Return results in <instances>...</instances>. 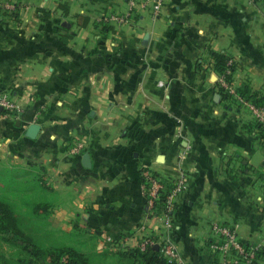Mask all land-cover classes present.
<instances>
[{
  "label": "crops",
  "instance_id": "0c3cea01",
  "mask_svg": "<svg viewBox=\"0 0 264 264\" xmlns=\"http://www.w3.org/2000/svg\"><path fill=\"white\" fill-rule=\"evenodd\" d=\"M128 8L129 0H22L15 15L0 14V93L21 106L0 109V170L42 174L53 200L40 227L91 264L138 262L153 254L137 250L141 237L164 236L147 213L144 165L175 176L182 163L189 174L176 196L173 264H211L215 221L264 241V127L251 99L221 95L211 54L233 59L238 91L248 85L264 97V0H163L158 16L97 19ZM33 122L41 128L30 137ZM76 141L82 154L70 151ZM24 250L6 264H29Z\"/></svg>",
  "mask_w": 264,
  "mask_h": 264
},
{
  "label": "built area",
  "instance_id": "2783aa9c",
  "mask_svg": "<svg viewBox=\"0 0 264 264\" xmlns=\"http://www.w3.org/2000/svg\"><path fill=\"white\" fill-rule=\"evenodd\" d=\"M22 0H0V14L12 15L19 12ZM163 0H129V8L125 11L113 10L107 14L99 16L97 19L103 25H122L131 23L142 11H149L154 16H158ZM228 63H233L229 59ZM230 72L229 69L226 70ZM220 74L219 85L230 98L239 102H246V99L232 84V80L225 78V73ZM159 86L164 85L163 80L157 82ZM0 106L3 109L11 110L21 108L20 104L8 93H0ZM253 112L257 121L264 127V104H252ZM74 154H82L84 143L76 141L70 147ZM185 151H180V158L184 157ZM142 194L145 198L147 213L149 217H155L162 222L165 227V234L158 239L151 234L141 237L137 250L147 253L155 246H158L160 256L167 263L179 262V252L173 239V229L175 228L176 196L183 192L189 179L184 164L178 163V174L169 175L158 171L151 165L141 167ZM213 239L208 244L211 252V264H256L259 260V252L264 248V241L251 243L242 239L236 228L226 221H215L211 223ZM60 264H66V256H63Z\"/></svg>",
  "mask_w": 264,
  "mask_h": 264
},
{
  "label": "trees",
  "instance_id": "16d2710c",
  "mask_svg": "<svg viewBox=\"0 0 264 264\" xmlns=\"http://www.w3.org/2000/svg\"><path fill=\"white\" fill-rule=\"evenodd\" d=\"M211 54L215 60V69L219 73L229 69L230 72L225 73V78L232 80L235 64L234 61L231 64L228 63L231 57L217 50H212ZM219 91L223 97H229L222 87ZM239 92L255 104H264V97L258 91H251L248 85H244ZM7 188L18 191V198L23 201L20 205L17 206L7 198L4 193ZM48 193L52 194V189L43 180L39 171L19 165L2 168L0 170V235L5 236L6 239L10 237L12 241L21 244L23 249L28 250L34 256L27 261L29 264H34L33 262L36 263L37 260L43 261L47 257H49L48 264H60L63 256H66V264H91L89 258L77 248L52 245L42 239L44 232L40 226L48 218L53 200ZM28 194L32 197L24 199ZM45 235L49 236V233ZM151 252L153 254L149 257L140 259L138 262L134 260L131 264H144L145 260L148 264H167L158 250L152 248L148 253ZM262 256H264V248L259 252V259Z\"/></svg>",
  "mask_w": 264,
  "mask_h": 264
},
{
  "label": "rangeland",
  "instance_id": "374dc122",
  "mask_svg": "<svg viewBox=\"0 0 264 264\" xmlns=\"http://www.w3.org/2000/svg\"><path fill=\"white\" fill-rule=\"evenodd\" d=\"M18 191L7 188L6 190H4V193L6 194L7 198L16 203L17 206L20 205L22 201V199L18 198ZM49 196L53 195L51 193H48ZM19 196H23V195H19ZM32 195L28 194L25 195L24 199H28L31 198ZM47 220V218L45 219ZM42 239L46 242H50L51 238H50V234L49 236L45 235V231L44 234H42ZM29 253V252H28ZM25 250L21 248V244L16 243L15 241H12L10 237H8V239L5 238V236H1L0 235V264H6L7 262H13L15 260L16 263H20V258H25L27 256H25ZM28 255H31L30 253Z\"/></svg>",
  "mask_w": 264,
  "mask_h": 264
},
{
  "label": "water",
  "instance_id": "95a60500",
  "mask_svg": "<svg viewBox=\"0 0 264 264\" xmlns=\"http://www.w3.org/2000/svg\"><path fill=\"white\" fill-rule=\"evenodd\" d=\"M0 109H3L2 106H0ZM41 126L39 123H31L29 128H28V131H27V134L28 136L30 137H35L37 135V133L39 132ZM263 159V155L261 154L260 151L256 152V154L253 156L252 160H251V163L253 165H258L261 163ZM83 163L86 165V166H89L91 164V161H90V156H89V151H86L83 155ZM156 249H158V246L156 245L155 246Z\"/></svg>",
  "mask_w": 264,
  "mask_h": 264
}]
</instances>
